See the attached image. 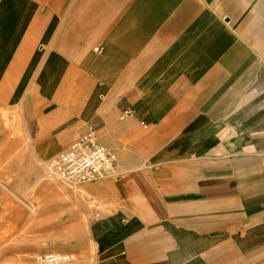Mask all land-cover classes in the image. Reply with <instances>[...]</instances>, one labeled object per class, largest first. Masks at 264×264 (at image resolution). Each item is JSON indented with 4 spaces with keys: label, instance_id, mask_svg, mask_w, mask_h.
I'll use <instances>...</instances> for the list:
<instances>
[{
    "label": "crops",
    "instance_id": "crops-1",
    "mask_svg": "<svg viewBox=\"0 0 264 264\" xmlns=\"http://www.w3.org/2000/svg\"><path fill=\"white\" fill-rule=\"evenodd\" d=\"M0 100L114 153L92 264H264V0H0Z\"/></svg>",
    "mask_w": 264,
    "mask_h": 264
},
{
    "label": "rangeland",
    "instance_id": "rangeland-1",
    "mask_svg": "<svg viewBox=\"0 0 264 264\" xmlns=\"http://www.w3.org/2000/svg\"><path fill=\"white\" fill-rule=\"evenodd\" d=\"M18 105L0 100V264H32L40 251L92 264L88 216L105 210L109 176L76 186L47 177Z\"/></svg>",
    "mask_w": 264,
    "mask_h": 264
},
{
    "label": "built area",
    "instance_id": "built-area-1",
    "mask_svg": "<svg viewBox=\"0 0 264 264\" xmlns=\"http://www.w3.org/2000/svg\"><path fill=\"white\" fill-rule=\"evenodd\" d=\"M130 112L125 111L126 114ZM115 159L114 153L97 140L95 130L90 127L42 163L48 178L76 186L107 176ZM74 261L73 252L57 250L40 251L32 258V264H74Z\"/></svg>",
    "mask_w": 264,
    "mask_h": 264
}]
</instances>
